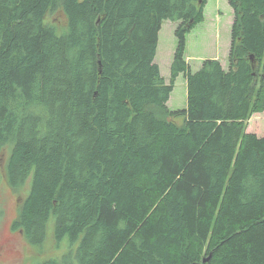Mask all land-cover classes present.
<instances>
[{"label": "trees", "instance_id": "obj_1", "mask_svg": "<svg viewBox=\"0 0 264 264\" xmlns=\"http://www.w3.org/2000/svg\"><path fill=\"white\" fill-rule=\"evenodd\" d=\"M227 1V64L193 70L206 0H0L5 180L31 179L12 227L67 243L37 264H264V132L246 129L264 111V0ZM58 7L60 30L44 20ZM180 73L186 105L168 109Z\"/></svg>", "mask_w": 264, "mask_h": 264}, {"label": "rangeland", "instance_id": "obj_2", "mask_svg": "<svg viewBox=\"0 0 264 264\" xmlns=\"http://www.w3.org/2000/svg\"><path fill=\"white\" fill-rule=\"evenodd\" d=\"M232 8L227 0H206L204 6V19L197 23L186 34L185 58L187 56L189 67L196 70L202 59L218 56L225 66L230 44V30L233 18ZM65 14L61 8H56L46 15L48 23L63 29L66 26ZM177 22L166 19L162 22L158 34V46L154 61L159 65L161 75L169 79V68L172 53L176 45L174 27ZM180 73L174 80V86L169 93L168 109L183 108L186 105V80ZM175 122L180 125L182 118L177 117ZM247 131H264V111L253 113L246 122ZM7 144L0 148V264H37L44 259L53 257L61 258L67 249L65 240L57 242L52 236V226L49 225L47 235L42 244L30 242L24 234L12 227V222L17 216L19 205L27 196L30 189V176L18 187H12L7 182V160L10 153ZM203 254V251H202ZM206 258V257H205ZM204 259V258H203ZM202 259V260H203ZM205 262V261H203Z\"/></svg>", "mask_w": 264, "mask_h": 264}, {"label": "crops", "instance_id": "obj_3", "mask_svg": "<svg viewBox=\"0 0 264 264\" xmlns=\"http://www.w3.org/2000/svg\"><path fill=\"white\" fill-rule=\"evenodd\" d=\"M158 34H159V33H158ZM157 46H158V43H157ZM213 57H216V58L220 59V57H218V56H213ZM186 60L188 61L187 56H186ZM250 131H251V130H250ZM261 132H262V131H261ZM261 132H260V133H261ZM263 132H264V131H263ZM263 132H262V133H263ZM257 133H258V132H257Z\"/></svg>", "mask_w": 264, "mask_h": 264}, {"label": "water", "instance_id": "obj_4", "mask_svg": "<svg viewBox=\"0 0 264 264\" xmlns=\"http://www.w3.org/2000/svg\"><path fill=\"white\" fill-rule=\"evenodd\" d=\"M207 260V257L203 259V261H206Z\"/></svg>", "mask_w": 264, "mask_h": 264}]
</instances>
